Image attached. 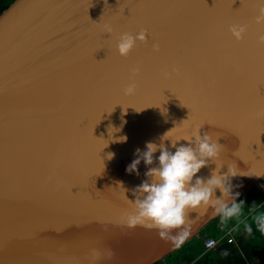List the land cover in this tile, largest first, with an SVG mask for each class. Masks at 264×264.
Listing matches in <instances>:
<instances>
[{
  "label": "water",
  "instance_id": "obj_1",
  "mask_svg": "<svg viewBox=\"0 0 264 264\" xmlns=\"http://www.w3.org/2000/svg\"><path fill=\"white\" fill-rule=\"evenodd\" d=\"M39 3L15 0L0 13V264H157L200 235L218 218L210 207L187 211L190 235L182 243L126 223L135 210L132 189L149 167L141 161L139 175L126 171L135 150L191 121L189 106L201 134L223 145L220 171L228 165L238 171L231 178L241 185L233 187L238 199L254 187L264 192L259 0H250L242 17L231 15L228 0H191L137 6L129 21H115V13L139 0ZM240 7L234 0L232 9ZM95 21L112 23V33L102 36ZM233 24L246 27L240 41ZM142 28L147 41L119 55V36ZM131 82L136 91L126 95ZM216 163L197 175L207 178Z\"/></svg>",
  "mask_w": 264,
  "mask_h": 264
},
{
  "label": "clouds",
  "instance_id": "obj_2",
  "mask_svg": "<svg viewBox=\"0 0 264 264\" xmlns=\"http://www.w3.org/2000/svg\"><path fill=\"white\" fill-rule=\"evenodd\" d=\"M261 7L255 17L257 24H264V0H260ZM107 33L112 32L110 25L105 27ZM230 32L235 40L243 39L246 27L240 24H233ZM148 33L141 29L135 35L122 33L116 44V50L121 56L128 54L136 46L137 42H146ZM260 43L264 44V34L259 35ZM154 51H159V44L153 43ZM140 69L134 68L133 72ZM175 71V69H174ZM136 91L135 82H131L124 89L126 95H132ZM203 125H195L186 129L181 135L172 138V131L175 127L167 131L160 137V143L147 141L145 150L137 148L134 159L127 165L126 171L135 172L139 175L138 165L144 162L147 168L146 179L132 189L134 201L129 200L134 205V212L126 217L128 227L137 225L156 228L162 239H173L177 243H182L190 235L189 225L186 223V213L189 209L199 207L211 208L213 215L220 219L221 227H227L231 222L232 231H237L243 224L246 233L253 231L254 222L257 230L264 235V204L253 202L246 207V202L238 199L239 192H233L231 178L238 175V171L228 165L227 172H221L222 166H217L216 161L220 157L223 145L217 139L205 132L201 134ZM114 131L120 129L109 128ZM110 133V131H109ZM110 133V134H111ZM120 141H126V136L118 137ZM171 141L170 150L164 141ZM187 141V144H178L179 141ZM159 151L158 157L154 154ZM112 154L109 153V157ZM155 162V166L154 165ZM210 162H215L216 167L211 170V174L205 178L197 173L202 167ZM219 190L220 195L216 192ZM251 221V222H250ZM178 230L172 235L171 230Z\"/></svg>",
  "mask_w": 264,
  "mask_h": 264
},
{
  "label": "trees",
  "instance_id": "obj_3",
  "mask_svg": "<svg viewBox=\"0 0 264 264\" xmlns=\"http://www.w3.org/2000/svg\"><path fill=\"white\" fill-rule=\"evenodd\" d=\"M14 1L0 0V13ZM240 199L246 202V207L253 202L264 204V192L254 187ZM234 223L233 221L227 227H221L218 217L200 235L187 242L171 254L172 256L169 255V258L167 257L157 264H264V235L257 230L254 222L252 223L253 231L251 234L246 233L243 224L240 225L239 230L232 231ZM230 230L234 234L236 242H229L227 233ZM209 235H213L217 239L222 238L218 248L211 250L205 247L204 239Z\"/></svg>",
  "mask_w": 264,
  "mask_h": 264
},
{
  "label": "snow or ice",
  "instance_id": "obj_4",
  "mask_svg": "<svg viewBox=\"0 0 264 264\" xmlns=\"http://www.w3.org/2000/svg\"><path fill=\"white\" fill-rule=\"evenodd\" d=\"M260 2V0H259ZM68 3V0H40V3L37 5L40 8H59V7H63L66 6ZM234 3V0H228L227 3V7L230 10V13L232 16L234 17H242L246 10L249 8L250 6V0H241V7L237 10H233L232 9V4ZM165 4H176V5H181V6H189L191 4V0H139V4L138 5H129V4H125L123 3V7L122 9H118L115 13V21L120 20V21H129L133 18V16L135 15V8L137 6H143V7H157V6H163ZM261 4V3H260ZM216 2H214V6L212 8H215ZM127 8L130 10V15L128 16H124V9ZM207 8L208 5H207ZM209 8V9H212ZM39 19V18H38ZM46 19L41 20V23H46ZM107 25H110L113 31V24L110 22H96L92 25L94 28H97L100 33L103 34L107 33L105 31V27ZM144 30H146L148 32L147 28H142ZM112 33V32H111ZM3 56H2V43H0V76H2L3 73ZM30 81H25V83H29ZM5 90V86H4V82L2 80H0V94H2ZM190 112L192 114V120L189 121L187 124H185L182 128H177L174 133H171V135L177 137L179 135H181L186 129L192 127L193 124L195 125H199L197 122V119L195 117V110H194V106H189ZM237 157L245 160V161H251V160H246L244 158H242L241 156L237 155ZM121 196H123V194H121Z\"/></svg>",
  "mask_w": 264,
  "mask_h": 264
},
{
  "label": "built area",
  "instance_id": "obj_5",
  "mask_svg": "<svg viewBox=\"0 0 264 264\" xmlns=\"http://www.w3.org/2000/svg\"><path fill=\"white\" fill-rule=\"evenodd\" d=\"M227 235L229 236V242H236V238L232 231H228ZM222 238H215L213 236H206L204 239V244L207 249H216L220 246Z\"/></svg>",
  "mask_w": 264,
  "mask_h": 264
},
{
  "label": "bare ground",
  "instance_id": "obj_6",
  "mask_svg": "<svg viewBox=\"0 0 264 264\" xmlns=\"http://www.w3.org/2000/svg\"><path fill=\"white\" fill-rule=\"evenodd\" d=\"M214 228H215V227H214ZM212 236H213V235H212ZM218 238H219V237H218ZM244 246H245V245H244ZM180 250H181V249H180ZM180 250H179V251H180ZM211 250H212V249H211ZM180 255H181V254H180ZM259 255H260V254H259ZM171 256H172V255H171ZM173 256H174V255H173ZM176 256H177V255H176ZM178 256H179V255H178ZM168 258H169V257H168ZM260 258H261V256H260ZM177 259H178V258H177ZM178 260H179V259H178ZM258 261H259V260H258Z\"/></svg>",
  "mask_w": 264,
  "mask_h": 264
}]
</instances>
